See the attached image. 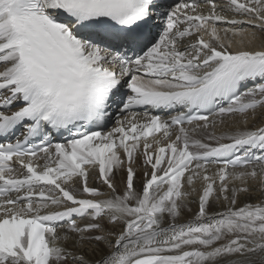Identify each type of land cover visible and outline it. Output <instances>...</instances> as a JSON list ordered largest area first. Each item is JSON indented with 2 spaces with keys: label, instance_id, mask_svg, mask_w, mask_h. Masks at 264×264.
Wrapping results in <instances>:
<instances>
[{
  "label": "snow or ice",
  "instance_id": "obj_1",
  "mask_svg": "<svg viewBox=\"0 0 264 264\" xmlns=\"http://www.w3.org/2000/svg\"><path fill=\"white\" fill-rule=\"evenodd\" d=\"M0 264H264V0H0Z\"/></svg>",
  "mask_w": 264,
  "mask_h": 264
}]
</instances>
